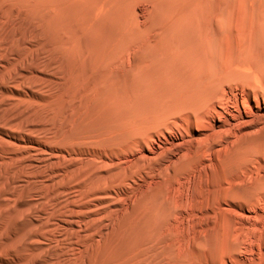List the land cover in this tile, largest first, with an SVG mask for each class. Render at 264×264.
Segmentation results:
<instances>
[{
  "label": "bare ground",
  "instance_id": "bare-ground-1",
  "mask_svg": "<svg viewBox=\"0 0 264 264\" xmlns=\"http://www.w3.org/2000/svg\"><path fill=\"white\" fill-rule=\"evenodd\" d=\"M145 1L0 0V264H264V0Z\"/></svg>",
  "mask_w": 264,
  "mask_h": 264
},
{
  "label": "rangeland",
  "instance_id": "rangeland-1",
  "mask_svg": "<svg viewBox=\"0 0 264 264\" xmlns=\"http://www.w3.org/2000/svg\"><path fill=\"white\" fill-rule=\"evenodd\" d=\"M139 4L140 8L138 7L139 10V19L140 21H143L145 19V14H146V10H147V3L145 0H138L137 5ZM144 5V6H143ZM146 5V6H145ZM141 10V11H140ZM144 18V19H143ZM144 22V21H143ZM140 22V23H143Z\"/></svg>",
  "mask_w": 264,
  "mask_h": 264
}]
</instances>
